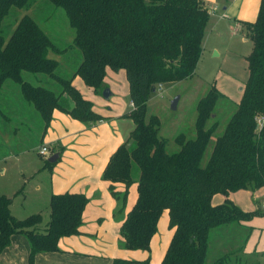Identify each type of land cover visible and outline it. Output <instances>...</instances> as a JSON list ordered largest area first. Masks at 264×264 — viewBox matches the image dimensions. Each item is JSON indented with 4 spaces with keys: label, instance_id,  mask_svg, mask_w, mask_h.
<instances>
[{
    "label": "trees",
    "instance_id": "16d2710c",
    "mask_svg": "<svg viewBox=\"0 0 264 264\" xmlns=\"http://www.w3.org/2000/svg\"><path fill=\"white\" fill-rule=\"evenodd\" d=\"M34 1L0 0V90L6 82L19 85L23 99L38 112L46 131L54 110L85 124L104 120L72 80L79 77L101 96L107 88L103 85L107 69L123 71L133 105L123 116L132 120L134 128L102 173L104 181L125 185L123 199L136 184V202L120 228L123 247L149 251L158 220L167 211L173 236L160 264H204L211 229L259 216L257 211H243L228 196L264 188V0H260L256 20L243 23L253 45L246 58L248 79L205 166L201 165L203 155L218 128L217 122L207 124L223 97L217 89L211 87L198 101L195 138L178 135L175 152L169 153L166 140L159 136V119L147 115V103L158 84L181 82L195 72L209 22L202 0H47L64 11L74 32L72 44L62 52L77 49L81 53L72 79L55 74L58 63L48 53L60 50L33 18L22 16L10 35H4L10 11L29 8ZM23 72L49 77L59 85V92L25 82ZM53 165L46 161L44 166ZM109 190L119 198L112 185ZM215 195H222L224 202L214 206ZM87 202L82 194L52 195L49 221L45 231L39 232L41 215L17 220L9 210L11 199L0 195V254L14 235L24 236L29 243L28 264H34L39 253L59 251L60 238L79 234ZM113 264L132 262L115 259Z\"/></svg>",
    "mask_w": 264,
    "mask_h": 264
},
{
    "label": "crops",
    "instance_id": "0c3cea01",
    "mask_svg": "<svg viewBox=\"0 0 264 264\" xmlns=\"http://www.w3.org/2000/svg\"><path fill=\"white\" fill-rule=\"evenodd\" d=\"M202 1L208 11L210 10L213 14L217 6L212 3L216 0ZM238 1L240 0H232V3L235 4ZM223 18L233 20V17L228 13L224 14ZM235 25L238 30L242 31L244 28L243 22L237 21ZM204 47L203 40L200 60L205 52ZM116 76L124 84L122 95L129 98L124 72H110L109 78L112 86H106L111 93L109 99L105 100L95 93L92 97L93 103L97 105L93 106V110L104 117V120L85 124L74 120L66 113L54 110L51 122L42 135L41 146L46 147L48 151L55 149L54 154H58L57 161L51 168H46L45 163L36 167L31 166L28 174L29 180H24L26 191L22 197L20 195L23 188H18L19 184L10 187L5 183V185L1 184L2 188L0 186V195L11 199L9 210L17 220H23L36 214L42 217L43 209H49V200L52 195L82 194L88 200L82 213L79 234L60 238L57 244L59 251L37 254L34 264H113L115 259L130 261L132 264H160L166 253L173 236V229L169 228L167 211H164L158 220L157 231L151 238L149 251L127 250L123 247L120 228L136 202V184L128 188L127 195L123 199L124 184H110L102 179V173L110 157L120 145L125 143L134 128L132 120L123 116L131 110V107L129 103L130 110L126 111L119 87L113 82ZM79 79V77H74L72 85L74 88L77 87V90L83 91L85 87L82 86ZM74 82L76 86L73 84ZM8 84L9 82H6L3 85L0 93L8 87ZM5 103V97L4 99L0 97L1 114ZM8 120L7 125L11 126L12 122ZM14 130L15 127L12 133H15ZM49 153L50 156L53 155L51 152ZM5 158L0 160L2 181L6 180L8 171L4 165L6 162L2 161ZM24 175L23 173L22 179H24ZM30 180L33 181V184L29 187ZM42 181H45V185ZM110 185L114 188V192L118 193L119 198L113 197L109 190ZM262 194H264V188L255 191H237L228 196V199L243 211H257L259 216L246 223H233L211 229L208 234V248L204 264L208 256L211 232L216 229L228 230L232 228V232L237 231L242 234L243 238H246L245 246L239 248L247 259L245 264H264V212L255 205ZM224 200L222 195H215L212 198V204L219 205ZM41 223L37 226V230L44 232L48 222L39 227ZM236 242L239 243L240 240L236 239ZM239 249L237 248L236 251ZM29 252L30 247L27 239L22 235H14L10 239L9 246L0 254V264H28Z\"/></svg>",
    "mask_w": 264,
    "mask_h": 264
},
{
    "label": "rangeland",
    "instance_id": "374dc122",
    "mask_svg": "<svg viewBox=\"0 0 264 264\" xmlns=\"http://www.w3.org/2000/svg\"><path fill=\"white\" fill-rule=\"evenodd\" d=\"M212 4L216 5L217 9L213 14L209 10V22L204 35L205 52L196 71L186 80L164 85L162 96L154 94L147 103V115L156 116L159 119V136L166 140L167 151L172 153L178 149L175 143V138L178 135L182 134L187 139L195 138L194 124L197 103L206 96L211 87L217 89L223 97L217 101L214 117L207 125L217 122L218 128L205 150L201 161L202 166L206 165L216 138L223 133L226 123L240 102L242 88L248 79L246 58L250 55L253 45L245 31L238 30L235 23L237 21L253 23L258 14L260 0H240L235 4L232 3V0H216ZM227 13L233 17V20L223 18ZM24 15L33 18L56 49L61 51L48 53V57L58 63L55 74L64 79H72L82 58L77 49H68L62 52L72 44L74 37V32L69 26L64 11L55 8L47 0H35L29 8L25 9L14 8L3 25L6 38L10 35L16 22ZM110 72L114 73L107 69L103 81L104 86H112L109 78ZM118 78L116 76L113 82L118 85L122 103L126 106V111H129V98L122 95L124 84ZM22 79L31 85L41 86L54 93H58L60 90L59 85L45 75L23 72ZM79 81L85 87L83 91L78 89L82 97L90 100L94 104L93 106H97L92 99L94 92L89 90L82 80L79 79ZM73 84L76 86L75 82ZM75 89L77 90V87ZM0 97L6 99L2 109L4 117L0 116V160L6 157L2 160L6 163L2 164L8 168L6 180L2 181L0 178V186L5 183L10 187L19 184L18 188H23L20 195L22 197L26 191L24 180H29L28 174L31 166L36 167L46 163L50 157L49 152L54 154L55 149L48 151L46 156L38 154L43 143L44 124L34 107L23 99L19 85L9 82L8 87L0 93ZM176 97H179V101L177 109L173 111L170 104ZM64 99L66 105L71 107L72 102L67 98ZM7 119L11 120V126L7 125ZM12 126L15 127V133H12ZM23 173L25 174L24 179H22ZM133 173L134 176H137L136 166L133 168ZM42 182L45 185V181ZM32 184L33 181L30 180L29 187ZM255 205L264 212V194L260 195ZM41 214L43 220L39 227L49 221V209H43ZM232 229H216L211 232L205 264H218L219 260H222L220 264H245L247 259L239 248L245 246L246 238H243L242 234L237 231L232 232ZM236 239L240 242L237 243ZM237 248L238 251H236Z\"/></svg>",
    "mask_w": 264,
    "mask_h": 264
},
{
    "label": "water",
    "instance_id": "95a60500",
    "mask_svg": "<svg viewBox=\"0 0 264 264\" xmlns=\"http://www.w3.org/2000/svg\"><path fill=\"white\" fill-rule=\"evenodd\" d=\"M110 96H111V93H110L109 89L108 88H105L102 91V97L105 100H108ZM178 101H179V97H176L174 100L171 101V104H170L171 110L175 111L177 109ZM57 158H58V154H53V155H51L49 157L48 162L49 163H54V162L57 161Z\"/></svg>",
    "mask_w": 264,
    "mask_h": 264
},
{
    "label": "built area",
    "instance_id": "2783aa9c",
    "mask_svg": "<svg viewBox=\"0 0 264 264\" xmlns=\"http://www.w3.org/2000/svg\"><path fill=\"white\" fill-rule=\"evenodd\" d=\"M163 90H164V85L162 83H160L155 88V94L162 96ZM130 107L133 108V105L130 104ZM47 152H48V149L46 147H41L38 150V153L40 156H46ZM263 208H264V205H263Z\"/></svg>",
    "mask_w": 264,
    "mask_h": 264
}]
</instances>
